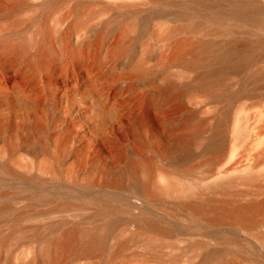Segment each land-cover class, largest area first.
<instances>
[{
  "label": "rangeland",
  "instance_id": "obj_1",
  "mask_svg": "<svg viewBox=\"0 0 264 264\" xmlns=\"http://www.w3.org/2000/svg\"><path fill=\"white\" fill-rule=\"evenodd\" d=\"M262 18L264 0H0V264H52L67 231L63 264H264V212L210 221L264 202ZM193 42L204 61L173 57ZM241 45L254 62L216 73ZM198 123L180 153L170 134Z\"/></svg>",
  "mask_w": 264,
  "mask_h": 264
},
{
  "label": "bare ground",
  "instance_id": "obj_2",
  "mask_svg": "<svg viewBox=\"0 0 264 264\" xmlns=\"http://www.w3.org/2000/svg\"><path fill=\"white\" fill-rule=\"evenodd\" d=\"M151 1H161V0H151ZM186 14H184L185 16ZM237 16H244L243 13L238 12ZM259 22L261 23V25L264 27V18L259 19ZM199 28H203L202 26H199ZM198 28L195 26H192L190 28H188L187 30H197ZM25 42L19 43L17 46H7L5 48V52L7 53H16V52H24L25 51ZM182 44L181 43H176L173 47V57L177 60H185L187 59L189 56L192 57H196L201 56L200 61H204L205 57L204 55L206 53L209 52V50L212 48L211 44H195L194 42L191 44H188L187 47V51L184 52L181 50ZM118 50H121V48L119 47ZM218 57V56H217ZM199 60V59H198ZM255 60V55L251 54L249 51L246 50V47L244 46H238V47H234L233 51L231 52L230 55H223L219 58V67H217V69L215 71H217L216 73L218 74H223L225 72H233V73H239L242 71V69L244 67H247L249 65H251ZM242 82V81H241ZM254 80H250V84H253ZM244 82H242L243 84ZM212 86L211 84H206L203 83L202 87H210ZM246 88L241 87L239 90H237L234 95V97H237L239 94H241L243 91H245ZM255 90V87H252L250 89H248V91H253ZM220 94V93H219ZM238 94V95H237ZM150 106H152L155 111L158 114H161V102L157 101V100H153L150 103H148ZM162 115V114H161ZM161 121H163V126H164V130L165 131H171V124L173 122L172 119H170L169 117L165 116H161ZM142 122V119H136L135 120V124L136 125H140ZM199 126L198 127H194L192 128L189 124L185 125L182 127V135H177V134H173L171 136V140L173 141V144L175 146V148L183 154L187 153V149L186 146L190 145L191 142L193 141V138L198 134L199 130L201 129H205L208 125H206V123H198ZM222 126L223 123L219 121L215 124V126H213V131L214 134L217 135H222L223 131H222ZM138 168L137 164H133L131 169L133 171H136V169ZM255 212H264V202H262L259 206L256 207H250V208H246L244 210L236 208V209H221L217 212H215V214L211 217L210 221H215V220H230V221H238L241 223H246L250 217L253 216V214ZM147 227H149L150 229L154 230V231H161V229L154 224H146ZM81 237L84 236V238L86 237V243L85 245H83V249H88L91 247L92 245V239L93 237L91 235L88 234H80ZM83 238V239H84ZM76 239H75V232L74 231H67L66 233H64L62 235V237L55 241L52 245H50V247L47 249V253L49 254L50 257V262L52 264H63L64 262V255L66 253H68L69 251H71L74 246L76 245Z\"/></svg>",
  "mask_w": 264,
  "mask_h": 264
}]
</instances>
